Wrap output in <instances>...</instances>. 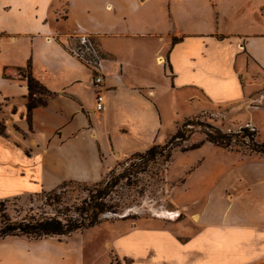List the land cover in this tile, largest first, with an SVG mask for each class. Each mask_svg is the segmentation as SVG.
<instances>
[{
	"label": "crops",
	"instance_id": "crops-1",
	"mask_svg": "<svg viewBox=\"0 0 264 264\" xmlns=\"http://www.w3.org/2000/svg\"><path fill=\"white\" fill-rule=\"evenodd\" d=\"M80 30L95 36L105 55L100 113L92 71L68 50ZM122 38L132 56L108 47ZM155 39L168 92L189 91V101L213 103L264 99V0H0L3 198L49 191L63 181L95 183L120 158L161 142L148 64L134 51ZM28 63L52 93L32 110L31 128L27 80L19 74ZM255 180L252 196L243 193L236 202L233 195L221 219L195 232L175 220L179 210L158 215L173 219L167 222H115L118 258L127 264H264V175ZM256 207L258 214L246 215Z\"/></svg>",
	"mask_w": 264,
	"mask_h": 264
},
{
	"label": "rangeland",
	"instance_id": "rangeland-1",
	"mask_svg": "<svg viewBox=\"0 0 264 264\" xmlns=\"http://www.w3.org/2000/svg\"><path fill=\"white\" fill-rule=\"evenodd\" d=\"M72 39L69 46L73 45ZM118 40L109 41L108 47L127 57L132 56L128 52L131 43L123 38ZM158 47L155 39L146 42L142 52L139 48L134 49L148 64L147 79L154 88L164 126L160 134L162 140L155 144H165L178 129L190 137L176 142L167 161L158 158L157 163L145 166L142 158L145 150L120 158L113 167L115 172H109L99 180L112 185L113 191L106 202L117 209L103 213L96 226L65 236L20 234L1 237L3 264H27L30 261L33 264L44 261L49 264H127L118 258L112 244L120 228L115 222H167L173 219L159 217L160 212L179 210L175 220L188 222L190 232H195L199 227L221 219L233 195L237 196L238 202L243 193L250 191L251 196L255 193L257 187L253 183L258 176L264 175V154L254 150L264 148V111L259 108L264 106V99L213 103L200 99L189 101V91L168 92L171 87L169 79L164 77V61H157ZM162 51L159 53L165 54ZM261 91L264 93V88ZM214 128L229 135L230 146L224 148L206 140L204 131L217 134ZM22 135L25 137L26 133ZM7 137L15 139L13 135ZM143 166L145 170L140 169ZM96 188L93 183L77 182L66 185L61 193L60 189L56 192L60 193L59 199L68 212L81 206L88 194L96 193ZM51 191L25 190L4 198V193L0 192V202L5 203V211L0 207V223L6 218L16 221L50 211L44 203ZM257 209H248L246 215L258 214ZM36 259L41 262L36 263Z\"/></svg>",
	"mask_w": 264,
	"mask_h": 264
},
{
	"label": "trees",
	"instance_id": "trees-1",
	"mask_svg": "<svg viewBox=\"0 0 264 264\" xmlns=\"http://www.w3.org/2000/svg\"><path fill=\"white\" fill-rule=\"evenodd\" d=\"M173 41H176V38H174ZM19 74L22 78L27 80V120L31 128L32 110L36 107L44 106L47 103L46 98L52 95V93L33 76L31 63H28L25 68H19ZM186 122L183 123L184 127ZM214 129L217 134L204 131L206 140L224 148L230 146L232 140L229 138V135L223 134L218 128ZM0 135H5V126L2 123H0ZM189 137L190 135L182 129H178L165 144H154L146 149L144 153H142V158L144 159L143 163H145V166L149 163H157L159 161L157 160L158 158L167 161L168 158L171 157L173 148L177 145L176 142L185 141ZM262 147H264V144H262ZM254 150L264 154V148H254ZM145 166L140 169L145 170ZM109 172L113 174L115 170L112 169ZM77 182L78 181H63L58 187L52 189V191L47 194L48 196L44 204L50 207V211H45L37 216H25L16 221H13L11 218L3 219V222L0 223V238L20 234L35 236L70 235L77 230L96 226L100 223L103 213L115 211L117 209V206L108 205L106 202L110 193L113 191L112 185L108 182L97 181L93 183L97 186L96 193L88 194L87 197L82 200L81 206H75L74 210L72 209L67 212L63 206L62 200L59 199V194L65 190L66 185ZM57 189H60L59 194L56 192ZM0 207H2V211H5V203L3 201L0 202ZM61 207L64 208L62 209Z\"/></svg>",
	"mask_w": 264,
	"mask_h": 264
},
{
	"label": "built area",
	"instance_id": "built-area-1",
	"mask_svg": "<svg viewBox=\"0 0 264 264\" xmlns=\"http://www.w3.org/2000/svg\"><path fill=\"white\" fill-rule=\"evenodd\" d=\"M73 45L68 46L69 53L92 71V84L96 89L94 110L102 112L106 108V96L103 89L105 57L100 51L95 36L82 30L71 36Z\"/></svg>",
	"mask_w": 264,
	"mask_h": 264
},
{
	"label": "bare ground",
	"instance_id": "bare-ground-1",
	"mask_svg": "<svg viewBox=\"0 0 264 264\" xmlns=\"http://www.w3.org/2000/svg\"><path fill=\"white\" fill-rule=\"evenodd\" d=\"M160 213H161V215H162V214L164 215V214H168V211H167V210H162ZM176 213H177V212H174L172 216H174Z\"/></svg>",
	"mask_w": 264,
	"mask_h": 264
}]
</instances>
